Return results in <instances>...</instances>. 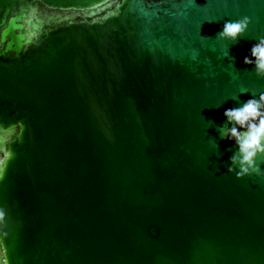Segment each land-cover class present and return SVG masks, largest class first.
Segmentation results:
<instances>
[{
	"label": "water",
	"instance_id": "obj_1",
	"mask_svg": "<svg viewBox=\"0 0 264 264\" xmlns=\"http://www.w3.org/2000/svg\"><path fill=\"white\" fill-rule=\"evenodd\" d=\"M262 38L264 0H0V264H264L219 134Z\"/></svg>",
	"mask_w": 264,
	"mask_h": 264
},
{
	"label": "clouds",
	"instance_id": "obj_2",
	"mask_svg": "<svg viewBox=\"0 0 264 264\" xmlns=\"http://www.w3.org/2000/svg\"><path fill=\"white\" fill-rule=\"evenodd\" d=\"M250 19L244 16L235 21L224 23L223 30L216 34L220 41L235 43L248 30ZM195 59V54L193 55ZM245 66H250L254 75L264 79V38L259 39L244 57ZM226 123L220 127V138L235 142L236 151L229 158L228 173H235L237 180L251 174H260L258 157H264V94L248 99L240 107L225 110ZM9 149L3 161L6 166L12 158ZM264 163V160L261 161ZM5 213L0 211V222H4ZM6 226V225H5ZM6 233L4 237L6 238Z\"/></svg>",
	"mask_w": 264,
	"mask_h": 264
},
{
	"label": "snow or ice",
	"instance_id": "obj_3",
	"mask_svg": "<svg viewBox=\"0 0 264 264\" xmlns=\"http://www.w3.org/2000/svg\"><path fill=\"white\" fill-rule=\"evenodd\" d=\"M0 163H2V162H0Z\"/></svg>",
	"mask_w": 264,
	"mask_h": 264
}]
</instances>
